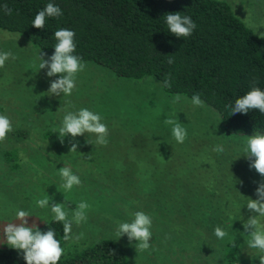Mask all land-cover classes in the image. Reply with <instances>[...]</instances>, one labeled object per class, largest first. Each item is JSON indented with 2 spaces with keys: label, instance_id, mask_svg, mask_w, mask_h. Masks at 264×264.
<instances>
[{
  "label": "rangeland",
  "instance_id": "rangeland-1",
  "mask_svg": "<svg viewBox=\"0 0 264 264\" xmlns=\"http://www.w3.org/2000/svg\"><path fill=\"white\" fill-rule=\"evenodd\" d=\"M224 1L264 35V0ZM2 51L16 58L0 68V114L13 125L1 148L14 151L19 163L13 167L0 150V248L10 247L2 228L19 223L17 210L31 214L27 220L30 226L35 222L34 229L53 218L50 206L36 204L49 196L50 204L64 203L69 219L80 201L90 205L85 221H73L63 255L80 254L110 238L126 252L129 264H259L243 233L244 221L254 215L245 197L256 199L264 180L244 155L247 135L226 133L213 107L194 106L191 98L177 102V95L152 76L123 78L92 61H82L85 67L71 95H48L50 82L61 74L49 77L46 68L38 70L39 55L48 59L54 51L0 28ZM80 108L103 118L107 145L96 144L92 133L69 134L61 143L54 130L66 111ZM167 117L187 129L183 143L164 124ZM72 143L77 150L69 152ZM216 145L223 151H213ZM63 166L81 180L68 192L58 172ZM136 211L152 218L148 250H137V241L118 235L119 223L130 221ZM217 225L229 233L223 240L214 234Z\"/></svg>",
  "mask_w": 264,
  "mask_h": 264
},
{
  "label": "trees",
  "instance_id": "trees-1",
  "mask_svg": "<svg viewBox=\"0 0 264 264\" xmlns=\"http://www.w3.org/2000/svg\"><path fill=\"white\" fill-rule=\"evenodd\" d=\"M50 2L63 15L47 17L43 29L34 27L36 13ZM4 5L13 10L11 15L5 14ZM177 11L196 23L191 36L179 38L168 31L165 14ZM0 28L52 51L57 42L54 32L73 30L74 55L82 61L100 64L123 78L152 76L169 94L191 98L199 93L219 113L228 134L264 132V114L258 109L230 115L227 107L253 84L264 90V35L256 34L224 0H0ZM3 142L0 150L17 166L16 153L1 148ZM49 227L55 229L64 247L67 240L62 223L51 218L38 228L47 231ZM0 264L26 261L22 250L6 247L0 248ZM58 264L129 263L115 240L103 238L80 254L62 255Z\"/></svg>",
  "mask_w": 264,
  "mask_h": 264
},
{
  "label": "clouds",
  "instance_id": "clouds-1",
  "mask_svg": "<svg viewBox=\"0 0 264 264\" xmlns=\"http://www.w3.org/2000/svg\"><path fill=\"white\" fill-rule=\"evenodd\" d=\"M3 8L6 15L12 14L13 10L7 5H4ZM61 15H63L62 9L50 2L36 13L31 24L36 28L43 29L47 17H59ZM165 21L168 31L179 38L191 36L197 27L190 16L181 15L179 11L166 13ZM54 38L57 41L54 45L55 50L48 59H44L43 54L39 55L38 70L46 68V75L49 77L61 74L59 78L50 82V87L47 89L48 95L61 96L63 94L69 96L76 87V75L84 69L85 64L82 62L81 57L74 55L76 44L73 30L59 28L54 32ZM9 58L15 59L16 57L11 51L0 52V68L4 67ZM168 62H173L171 57ZM166 83L171 86L168 81ZM175 99L177 102L188 101V97L179 94ZM190 103L197 107L204 106V101L199 93H194L191 96ZM227 107L230 108V115L236 113L247 114L252 109H258L261 114H264V90L253 84L249 91L237 98L234 104H229ZM102 119L100 114L88 108L66 111L61 125L54 132L59 133L61 143H63L64 137L69 134L75 138L85 133H92L96 136V144L107 145L108 127L102 122ZM164 124L171 126V134L177 143H183L186 140L187 129L179 120L167 117L164 119ZM12 130L13 125L10 118L0 114V142H3ZM76 150L77 143H72L69 152ZM213 151L222 152L223 147L216 145ZM243 151L244 155L250 160L249 167L254 168L257 173L264 177V132L254 130L251 135H247ZM58 172L63 180L61 187L65 192L71 191L74 186L81 184L79 176L74 174L70 167L63 166L59 168ZM256 196V199L244 196L248 210L254 215L244 221L243 233L249 237L247 240L248 248L256 250L253 257H258L259 264H264V222L261 219L264 218V180L258 183ZM50 200L51 197L45 196L36 200V204L41 208L50 206L51 212L54 214V222L62 223L64 240H68L70 239L73 221L76 223L85 221L87 219L86 211L90 208V205L87 201H80L72 212V218L69 219V213L65 210L64 203L50 204ZM30 215L25 210H17L15 221H19V223L10 222L3 225L2 233L6 237L7 244L14 249L22 250L26 264H58L65 250L61 246L60 240L56 238L55 229L49 227L47 231H42L36 226L34 230L33 225H36L35 222L30 226L27 220ZM131 216L130 221L119 223L118 235L120 237L126 234L129 241H137L135 245L137 250H148L151 246L152 218L143 211H136ZM214 234L220 240L229 235L227 230L219 225L215 227ZM233 246H235L234 241Z\"/></svg>",
  "mask_w": 264,
  "mask_h": 264
}]
</instances>
